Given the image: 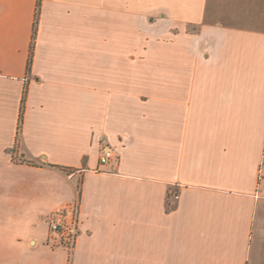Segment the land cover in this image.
<instances>
[{
  "label": "crops",
  "instance_id": "0c3cea01",
  "mask_svg": "<svg viewBox=\"0 0 264 264\" xmlns=\"http://www.w3.org/2000/svg\"><path fill=\"white\" fill-rule=\"evenodd\" d=\"M263 168L264 0H0V264H264Z\"/></svg>",
  "mask_w": 264,
  "mask_h": 264
},
{
  "label": "built area",
  "instance_id": "2783aa9c",
  "mask_svg": "<svg viewBox=\"0 0 264 264\" xmlns=\"http://www.w3.org/2000/svg\"><path fill=\"white\" fill-rule=\"evenodd\" d=\"M113 158V149L109 145H103L101 147L99 163L101 165H106L112 161ZM176 198L177 196H174V199ZM46 221L48 226L47 243L52 248L60 247L65 249L68 263L70 264V259L81 234L79 195L70 205L49 214Z\"/></svg>",
  "mask_w": 264,
  "mask_h": 264
},
{
  "label": "trees",
  "instance_id": "16d2710c",
  "mask_svg": "<svg viewBox=\"0 0 264 264\" xmlns=\"http://www.w3.org/2000/svg\"><path fill=\"white\" fill-rule=\"evenodd\" d=\"M40 1L41 0H37V9L39 8L40 6ZM34 36H35V30L33 32V38H32V41L34 43ZM32 50H33V46L31 45V49H30V54H29V61H28V64H27V72L30 71V64H31V59H32ZM25 93L23 94V97H22V101H21V110L23 109V106H24V102H25ZM20 117L22 118V114L20 115ZM19 161L23 162L22 159H19ZM30 163V162H28ZM170 197L169 195L167 196V198ZM175 208V205H172L171 202H166V210L167 211H171Z\"/></svg>",
  "mask_w": 264,
  "mask_h": 264
},
{
  "label": "rangeland",
  "instance_id": "374dc122",
  "mask_svg": "<svg viewBox=\"0 0 264 264\" xmlns=\"http://www.w3.org/2000/svg\"><path fill=\"white\" fill-rule=\"evenodd\" d=\"M264 169V168H263ZM262 190L264 191V181H263V183H262Z\"/></svg>",
  "mask_w": 264,
  "mask_h": 264
}]
</instances>
